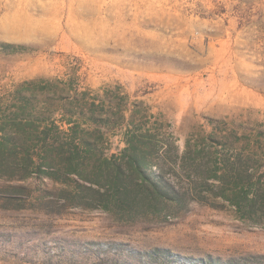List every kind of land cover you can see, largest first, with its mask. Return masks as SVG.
<instances>
[{
  "label": "rangeland",
  "instance_id": "obj_1",
  "mask_svg": "<svg viewBox=\"0 0 264 264\" xmlns=\"http://www.w3.org/2000/svg\"><path fill=\"white\" fill-rule=\"evenodd\" d=\"M83 93L99 110L124 114L104 132L106 156L125 147L130 129L161 144L181 205L106 210L89 204L73 176H47L61 175L59 161L38 168L40 150L27 143L34 128L61 125ZM0 127V264L264 255V213L229 204L228 176L202 182L174 163L186 149V162L200 166L245 148L264 157V0H0ZM255 167L264 195V159Z\"/></svg>",
  "mask_w": 264,
  "mask_h": 264
},
{
  "label": "trees",
  "instance_id": "obj_2",
  "mask_svg": "<svg viewBox=\"0 0 264 264\" xmlns=\"http://www.w3.org/2000/svg\"><path fill=\"white\" fill-rule=\"evenodd\" d=\"M4 47L13 48L12 51L19 50L14 45ZM42 90L45 92L47 88ZM82 95L75 96L69 108L64 109L59 120L61 125L52 120L42 129L38 126L34 128L35 136L28 138L27 143L40 150L38 168L46 167L47 171L54 162L59 161L63 171L61 175L48 173L47 176L54 180L73 176L72 180L80 193L87 192L85 197L90 199L89 204L92 205L93 200H101L106 210L122 212L128 206L127 209H132L134 205L145 202L156 208L162 204L181 205L184 202L183 195L172 181L164 178L166 160L159 154L161 144L147 133L130 129L123 137L125 147L118 154L106 156L107 139L104 132L120 126L124 114L101 111L95 101L88 99L87 94ZM48 112L45 118L50 120L54 111ZM84 124L94 128L88 130L83 128ZM63 125H67L68 129L63 130ZM29 147H26V152H29ZM51 150L56 153L54 159L50 157ZM188 153L186 149L181 163L174 161L182 171L190 170L202 182L219 180L223 183L228 176L229 204L244 214L256 212V209L264 213L260 170L255 167L256 163L264 159L263 156L260 157L259 153L253 155L249 148H245L240 152H229L228 158L219 154L215 158L209 156L210 159L200 166L186 162ZM33 160L27 158V161ZM156 167L158 172L154 169ZM104 187L108 190L103 191ZM202 263L211 264L209 261ZM227 264H264V255L231 259Z\"/></svg>",
  "mask_w": 264,
  "mask_h": 264
}]
</instances>
